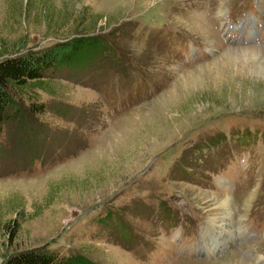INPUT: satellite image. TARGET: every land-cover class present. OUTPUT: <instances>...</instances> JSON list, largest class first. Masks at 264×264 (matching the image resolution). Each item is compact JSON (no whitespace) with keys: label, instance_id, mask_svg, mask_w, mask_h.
<instances>
[{"label":"rangeland","instance_id":"374dc122","mask_svg":"<svg viewBox=\"0 0 264 264\" xmlns=\"http://www.w3.org/2000/svg\"><path fill=\"white\" fill-rule=\"evenodd\" d=\"M81 34L103 42L91 63L1 126L0 261L261 264L264 0H0V57Z\"/></svg>","mask_w":264,"mask_h":264},{"label":"trees","instance_id":"16d2710c","mask_svg":"<svg viewBox=\"0 0 264 264\" xmlns=\"http://www.w3.org/2000/svg\"><path fill=\"white\" fill-rule=\"evenodd\" d=\"M102 40L93 35H75L66 40L38 48L0 57V129L11 116L19 115L20 100H27V112L40 115L44 104L37 100L35 89L43 79L57 78L62 68H79L89 65L101 50ZM12 110V111H11ZM113 217L107 211L104 215ZM11 232L13 226L8 227ZM90 263L77 253L64 255L57 248L47 246L24 249L6 256L0 264H83Z\"/></svg>","mask_w":264,"mask_h":264},{"label":"bare ground","instance_id":"6f19581e","mask_svg":"<svg viewBox=\"0 0 264 264\" xmlns=\"http://www.w3.org/2000/svg\"><path fill=\"white\" fill-rule=\"evenodd\" d=\"M243 19V18H242ZM260 65H262V64H260ZM259 67V66H258ZM261 68V67H260ZM259 68V69H260ZM263 68V67H262ZM262 68H261V70H262ZM264 70V69H263ZM263 72V71H262ZM263 74H264V72H263ZM228 200V199H227ZM229 201V200H228ZM228 201H224L223 200V202H221L220 203V207H221V211L223 212V215H224V217L225 218H228V220L226 221V223H224V224H222V225H224V232L223 233H225V235H227V236H229V235H232V233L230 232V223H229V221L231 220H233L232 218V212H230V206H229V202ZM219 206V205H218ZM221 212V213H222ZM219 219V218H218ZM224 220V219H223ZM218 222V221H217ZM236 223V222H235ZM214 224V223H213ZM236 224H238V223H236ZM240 225V228H241V235H242V244L243 243H245L248 239L247 238H245V234H246V228L245 227H243V225L240 223L239 224ZM217 226V225H216ZM220 228L222 227V226H219ZM238 228V227H237ZM238 230V229H237ZM240 230V229H239ZM204 231H206V230H204ZM237 232V231H236ZM205 234V233H204ZM234 234H235V231H234ZM226 236V237H227ZM235 236V235H234ZM212 238H210L211 239V242L209 241V239L205 242V245H206V247H205V245H204V243H203V247H204V251H210V250H212L211 248V246L212 245H214L215 246V243H214V241H213V236H211ZM238 237V236H237ZM216 247V246H215ZM228 248V247H227ZM237 254H233V255H231V256H223L222 258H219V263L218 264H239L238 263V260H236L235 259V257H238V256H236ZM258 256V258H257V261H260L261 262V264H264V256L263 255H261V254H258L257 255ZM239 262H240V264H250L247 260H245L244 258H240V256H239Z\"/></svg>","mask_w":264,"mask_h":264}]
</instances>
